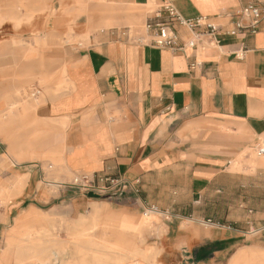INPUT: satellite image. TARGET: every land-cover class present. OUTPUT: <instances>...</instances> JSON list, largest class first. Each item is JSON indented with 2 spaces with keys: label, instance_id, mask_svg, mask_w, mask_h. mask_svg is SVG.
I'll return each mask as SVG.
<instances>
[{
  "label": "crops",
  "instance_id": "crops-1",
  "mask_svg": "<svg viewBox=\"0 0 264 264\" xmlns=\"http://www.w3.org/2000/svg\"><path fill=\"white\" fill-rule=\"evenodd\" d=\"M111 1L123 10L148 2ZM170 1L186 18L207 16L225 25L217 45L174 52L121 38L118 30L94 34L88 46L66 45L58 70L65 85L34 114L52 125L51 143H36L49 146L64 179L76 172L121 174L139 179L126 196L148 206H187L195 216L202 205L220 207L227 216L264 221V162L231 170L264 135V31L226 32L234 26L231 14L252 0ZM95 2L103 13L91 21L100 25L139 20L126 11L114 16L105 0ZM5 9L0 0V25ZM179 35L192 33L179 27ZM194 61L200 65L191 69ZM16 152L10 143L8 158L37 156ZM108 211L95 208L93 219ZM254 255L239 250L230 264ZM2 261L12 264L9 252Z\"/></svg>",
  "mask_w": 264,
  "mask_h": 264
},
{
  "label": "rangeland",
  "instance_id": "rangeland-1",
  "mask_svg": "<svg viewBox=\"0 0 264 264\" xmlns=\"http://www.w3.org/2000/svg\"><path fill=\"white\" fill-rule=\"evenodd\" d=\"M1 1L6 9L0 25V262L6 251L12 264H27L32 256L37 259L40 250L49 249L71 251L60 264H85L73 244L60 241L52 245L36 239L37 231H47L55 239L67 233L71 237L74 222L83 219L85 226H95L92 232L100 239L97 249L102 264H114L112 259L121 258V252L115 249V233L119 232L129 240L126 245L130 251V244L135 242L139 253L146 254L142 258L145 264H230L239 250L257 253L239 264H260L264 260L263 220L227 216L220 213V207L205 209L204 205L199 216H195L187 206L171 211L148 206L133 197L110 199L82 192L68 185L74 173L67 179L61 177V162L50 156L49 146L36 143H51L52 125L34 114L38 106L57 97L65 85L64 75L58 71L65 46H88L94 34L125 27L143 35L146 18L157 9L158 0L126 10L105 0L114 16L124 11L139 15L136 22L112 26L100 25L97 19L91 21L103 13L102 8H95V0ZM10 143L19 144H12L16 155L22 153L27 157L31 152L37 156L8 158ZM258 161L264 162V157L252 145L246 146L233 160L231 170H240L244 163L258 166ZM95 208L110 211L93 219ZM10 232H14V237L7 239ZM46 255L41 257L43 264H54L52 257L48 259ZM126 261L136 264L131 253Z\"/></svg>",
  "mask_w": 264,
  "mask_h": 264
},
{
  "label": "built area",
  "instance_id": "built-area-1",
  "mask_svg": "<svg viewBox=\"0 0 264 264\" xmlns=\"http://www.w3.org/2000/svg\"><path fill=\"white\" fill-rule=\"evenodd\" d=\"M264 0H252L231 14L233 28L226 30L229 34L257 33L264 31ZM179 27L190 30L189 38L181 39ZM225 25L210 20L207 16L196 18L184 17L170 0H158V7L146 19L145 34L136 35L129 27L118 31L121 38L174 52H184L186 49H198L206 45L216 46V35L224 31ZM200 62L190 64L195 69ZM254 151L264 157V140L253 146ZM139 179H129L121 174L105 172H76L70 187L85 193H93L110 199L123 198L129 192L136 190Z\"/></svg>",
  "mask_w": 264,
  "mask_h": 264
},
{
  "label": "bare ground",
  "instance_id": "bare-ground-1",
  "mask_svg": "<svg viewBox=\"0 0 264 264\" xmlns=\"http://www.w3.org/2000/svg\"><path fill=\"white\" fill-rule=\"evenodd\" d=\"M12 144L15 146L19 145V144H15V143H12ZM30 145H31V143H27L26 147L29 148ZM42 218H44V217H42ZM83 221H85V220L78 219L76 222H74L73 227H74L75 232L71 235V237L67 236L69 233H67L66 236H63V235L61 236V234L59 233V236H61L62 238L57 236L58 238L55 239V238H53V236H50L49 232H47V231H43V232L37 231L36 239H39V240L43 239L45 242H51L52 245L58 244V243H60V241L66 242L67 244H73L77 250V256L79 257V259L81 258L83 262H86L85 264H102V262L100 261L101 257L99 258V250L97 249V246L99 244L100 239H98V237L92 232V230L95 229V226L94 225L85 226ZM39 226L43 227V229L46 228V226L44 224H39ZM107 227H110V225ZM122 235L120 232L118 234L115 233V236L117 238V245H116L115 249L121 252V254H120L121 258L118 259L117 261L112 259V262L114 264H127L126 258H127V256H129V253H131V255L135 258L136 264H145V262L142 260V258H145L146 254L145 253L140 254L139 249L136 247V243L133 241H131L133 243L130 244V246L132 247V251H130L129 246L126 245V244H128L129 240H127L126 237L124 235L123 236ZM61 247H63V246H61ZM127 247H128V250H126ZM40 253L41 254L37 257V259H36V255L32 256L30 259V262L34 263L35 260H40L39 264H43L41 257H43L42 255L47 254L45 258L48 257V259H49L50 257H52L51 260L53 262H55L54 264H60L64 259H66V256L72 254L71 251L61 253L57 250H49V249H44V251L40 250ZM90 255L93 256V258L91 257L92 261L88 260V257ZM70 258H71V256H70Z\"/></svg>",
  "mask_w": 264,
  "mask_h": 264
}]
</instances>
